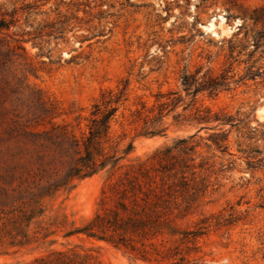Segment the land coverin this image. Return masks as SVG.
<instances>
[{
	"label": "rangeland",
	"instance_id": "374dc122",
	"mask_svg": "<svg viewBox=\"0 0 264 264\" xmlns=\"http://www.w3.org/2000/svg\"><path fill=\"white\" fill-rule=\"evenodd\" d=\"M27 4L33 9L23 11ZM1 17L13 23L0 33V134L22 123L32 131L67 124L78 137L91 105L112 90L121 92V104L110 136L120 148L131 142L132 150L113 177L101 173L44 200L22 245L13 218L0 215V264H31L52 251L129 264L104 242L65 234L111 204L118 175L138 163L157 168L152 155L179 139L193 150L165 162L174 165L165 172L167 185L175 184L171 218L178 233L203 234L167 238L173 258L264 264V0H0ZM199 67L224 74L227 86L169 114L164 135L138 136L142 124H130L132 112L141 104L148 112L159 95L166 101L180 90L182 72ZM196 111H209L207 128L194 124ZM175 113L182 114L178 121ZM221 134L226 140L217 149L212 140ZM19 161L15 144H0V185ZM162 256L137 264L171 262Z\"/></svg>",
	"mask_w": 264,
	"mask_h": 264
},
{
	"label": "trees",
	"instance_id": "16d2710c",
	"mask_svg": "<svg viewBox=\"0 0 264 264\" xmlns=\"http://www.w3.org/2000/svg\"><path fill=\"white\" fill-rule=\"evenodd\" d=\"M31 9L33 6L30 4L22 8L23 11ZM12 23L1 17L0 33L8 30ZM2 46L0 44V48ZM226 80L224 74L213 76L208 70L201 73V67L192 73L184 70L179 78L180 90L169 91L165 95L166 101H160L163 95H159L148 112L141 104V109L130 115V124L141 122L138 136H162L166 131L164 119L169 114L179 107H182V112L187 111L199 94L216 96L227 86ZM3 97L1 90L0 103ZM120 98L121 92L120 95L112 90L101 93L91 105L85 130L78 137L67 130V124L32 131L22 123L0 134V144L4 143L7 147L15 144L20 160L18 167H8L9 180L0 185V215L13 218L11 223L18 230L15 237L20 236L24 240L18 241V244L28 242L26 230L34 219L42 216L44 200L53 198L58 192L68 193L76 182L83 179L101 173L113 177L124 167L122 161L132 150L131 142L120 148L119 142L113 143L110 136L111 123L121 104ZM194 115L192 120L201 129L207 128L212 120L209 111H196ZM181 116V113H175L172 117L178 121ZM225 140L224 134L217 135L212 144L220 149ZM191 150L193 147L188 144V139H179L172 147H165L152 155V160L157 161V168L147 167L144 163H138L136 168L130 166L129 171L118 175L111 183V204L95 211L83 225L66 232L65 237L83 236L104 242L121 250L129 259V264L149 263L152 254L164 255L162 258L171 261L164 264H181L183 258H173L177 252L170 253L172 250L167 245V238L177 234L188 238L203 233L202 228L182 233L174 229L171 215L175 199L172 187L175 184L167 185L165 178V172L173 170L174 165L168 168L165 162L169 157L175 158L173 152L186 154ZM181 174L184 180V172ZM175 176L176 173L172 175ZM31 264L103 263L86 253L52 251L35 258Z\"/></svg>",
	"mask_w": 264,
	"mask_h": 264
},
{
	"label": "water",
	"instance_id": "95a60500",
	"mask_svg": "<svg viewBox=\"0 0 264 264\" xmlns=\"http://www.w3.org/2000/svg\"><path fill=\"white\" fill-rule=\"evenodd\" d=\"M209 21H210V20H208V21L204 24V26H207V25L209 24Z\"/></svg>",
	"mask_w": 264,
	"mask_h": 264
},
{
	"label": "bare ground",
	"instance_id": "6f19581e",
	"mask_svg": "<svg viewBox=\"0 0 264 264\" xmlns=\"http://www.w3.org/2000/svg\"><path fill=\"white\" fill-rule=\"evenodd\" d=\"M209 24H210V22H209ZM209 24H208L207 26H204V27H208V26H209Z\"/></svg>",
	"mask_w": 264,
	"mask_h": 264
}]
</instances>
